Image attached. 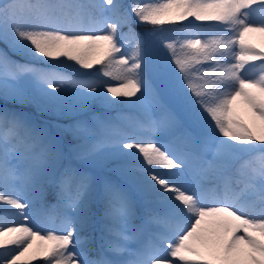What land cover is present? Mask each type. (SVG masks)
<instances>
[{
    "label": "snow or ice",
    "instance_id": "obj_1",
    "mask_svg": "<svg viewBox=\"0 0 264 264\" xmlns=\"http://www.w3.org/2000/svg\"><path fill=\"white\" fill-rule=\"evenodd\" d=\"M0 43V264H264V0H0Z\"/></svg>",
    "mask_w": 264,
    "mask_h": 264
},
{
    "label": "trees",
    "instance_id": "obj_2",
    "mask_svg": "<svg viewBox=\"0 0 264 264\" xmlns=\"http://www.w3.org/2000/svg\"><path fill=\"white\" fill-rule=\"evenodd\" d=\"M135 30L141 35L143 36V33L145 32V28H142L140 26H136ZM17 60L20 61V62H25L24 58L20 57L17 55ZM98 67V66H97ZM92 71H95V68L92 70ZM11 106V105H10ZM25 111H29V112H35V109L34 108H25L24 109ZM125 111V114H128V115H131V114H136L135 113V110H124ZM39 116V121L40 122H43V121H47L50 125H52L53 127L51 128V130L53 132H57L58 129H56L54 126L56 124H67V123H70L71 121L68 119V118H64V117H53V116H50L48 114H37ZM62 132V130H60ZM64 136H65V139L67 141H72V138L69 134H66V133H62ZM72 143H76V141H72ZM48 199V202L49 203H55V198L50 195L47 197ZM35 264V263H34Z\"/></svg>",
    "mask_w": 264,
    "mask_h": 264
},
{
    "label": "rangeland",
    "instance_id": "obj_3",
    "mask_svg": "<svg viewBox=\"0 0 264 264\" xmlns=\"http://www.w3.org/2000/svg\"><path fill=\"white\" fill-rule=\"evenodd\" d=\"M125 2H128V0H125ZM185 23H186V22H185ZM125 31H127V29H125ZM144 33H145V32H144ZM144 33H143V35H144ZM0 49H3L4 51H6L11 59H13V60H17V55L14 54V53H12V52H11L9 49H7L6 46L3 45L2 43H0ZM112 83H115V82H112ZM131 115H135V114H131ZM50 191H53V190L50 189ZM52 196H53V195H52ZM53 197H54V196H53ZM21 222H22V221H21ZM34 263H35V264H43L42 261H36V262H34Z\"/></svg>",
    "mask_w": 264,
    "mask_h": 264
}]
</instances>
